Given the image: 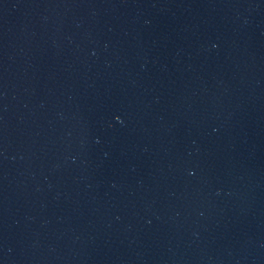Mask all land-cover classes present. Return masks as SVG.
Instances as JSON below:
<instances>
[{
  "label": "water",
  "instance_id": "95a60500",
  "mask_svg": "<svg viewBox=\"0 0 264 264\" xmlns=\"http://www.w3.org/2000/svg\"><path fill=\"white\" fill-rule=\"evenodd\" d=\"M0 264H264V0H0Z\"/></svg>",
  "mask_w": 264,
  "mask_h": 264
}]
</instances>
